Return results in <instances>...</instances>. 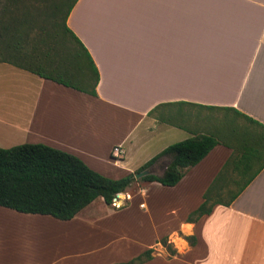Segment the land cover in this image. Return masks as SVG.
<instances>
[{
    "label": "crops",
    "instance_id": "0c3cea01",
    "mask_svg": "<svg viewBox=\"0 0 264 264\" xmlns=\"http://www.w3.org/2000/svg\"><path fill=\"white\" fill-rule=\"evenodd\" d=\"M66 26L96 96L0 62V148L42 144L116 180L171 144L217 145L173 187L136 181L120 209L97 198L61 221L0 207L48 226L38 243L0 226V264H117L152 248L143 264H264V0H77Z\"/></svg>",
    "mask_w": 264,
    "mask_h": 264
},
{
    "label": "trees",
    "instance_id": "16d2710c",
    "mask_svg": "<svg viewBox=\"0 0 264 264\" xmlns=\"http://www.w3.org/2000/svg\"><path fill=\"white\" fill-rule=\"evenodd\" d=\"M31 2L50 5L55 16L63 14L60 29L59 26L54 25L52 29L55 32L50 41H48L49 37L45 36L41 37L40 42L51 43L54 55H60L65 64L53 69L59 74L58 77H54L40 70L15 65L5 59H0V62L9 63L41 78L81 92L91 85L92 89L86 93L96 96L97 71L83 46L66 26V19L77 0H0V55L2 53L11 56L20 55L21 45L28 39L31 28ZM65 38L68 40L70 38L89 61L90 73L82 66L80 53L74 47L75 55L72 60L69 50L60 54L59 49L61 44L62 47L64 46ZM75 63L80 71L74 70ZM66 78H76L85 84V88L77 86ZM216 145L217 141L208 136H196L171 144L135 172L137 174L147 170L158 159L166 157L168 163L162 176L149 174L139 180L135 179V174L116 180L109 179L91 170L79 158L42 144L0 148V207L19 213L47 215L57 220L68 221L97 198H102L105 204L110 205L118 194L125 193L136 181L157 182L166 187L175 186L185 172L198 164ZM210 210L211 207L205 201L188 217V221L194 222ZM184 239L190 245L195 244L194 237H184ZM159 243L169 255L175 254L167 238H163ZM153 252V248L148 249L128 262L117 264H143L151 260Z\"/></svg>",
    "mask_w": 264,
    "mask_h": 264
},
{
    "label": "rangeland",
    "instance_id": "374dc122",
    "mask_svg": "<svg viewBox=\"0 0 264 264\" xmlns=\"http://www.w3.org/2000/svg\"><path fill=\"white\" fill-rule=\"evenodd\" d=\"M30 20H31V28L28 32V39H26L20 49V55L19 56H11V55H6L5 53H2L0 55V59H5L15 65L24 67L26 69H31V70H40L44 74L52 75L54 77H58V72L54 71L53 69L55 67H61V65H64L65 62L63 58H60V55H54L53 49L51 48V43L50 44H42L40 42L41 37H49L48 41H50L51 36H53L54 32L52 27L54 25L59 26V29L61 27L62 21H63V14H59L57 16L53 15L52 13V7L45 6L39 3H30ZM59 32H61L59 30ZM63 35L61 34L60 37ZM65 37V36H64ZM70 40V41H69ZM65 38V43L64 46L62 47V44L60 46L59 52L60 54L65 51L69 50V53L71 54V60L73 56L75 55L74 49L80 53V62L82 66L87 70L89 73L91 72V67L86 59V57L82 54V52L79 50L78 46L69 38ZM74 47V49H73ZM75 65V69L77 71H80L78 66ZM63 67V66H62ZM82 71V70H81ZM64 77V76H63ZM65 78V77H64ZM68 80H72L77 86L81 88H85V84L83 82H80L76 80V78H66ZM89 84H92L89 82ZM140 182V181H138ZM138 189V187L133 184L125 193H122L121 195L124 194H131L135 192ZM41 224L40 222H29V221H24V220H18L14 219L10 215H3L0 216V226L2 228L4 227H14L19 233L16 235L23 237V242L28 243V241H32L33 243H38L37 241H43L44 238L42 235H40L42 232L47 229L46 224L42 225H37ZM34 225H37V227H34ZM4 226V227H3ZM41 226V227H39ZM50 228H52L49 225ZM40 231H42L40 233ZM19 234V235H18ZM41 236V237H40ZM22 244V243H20ZM166 250V249H165ZM166 253L167 250H166Z\"/></svg>",
    "mask_w": 264,
    "mask_h": 264
},
{
    "label": "built area",
    "instance_id": "2783aa9c",
    "mask_svg": "<svg viewBox=\"0 0 264 264\" xmlns=\"http://www.w3.org/2000/svg\"><path fill=\"white\" fill-rule=\"evenodd\" d=\"M111 155L116 158L120 159L123 156V150L119 146H115L112 148ZM121 194H118L111 202L110 206L114 209H120L124 206L123 203L119 201Z\"/></svg>",
    "mask_w": 264,
    "mask_h": 264
},
{
    "label": "water",
    "instance_id": "95a60500",
    "mask_svg": "<svg viewBox=\"0 0 264 264\" xmlns=\"http://www.w3.org/2000/svg\"><path fill=\"white\" fill-rule=\"evenodd\" d=\"M149 174H152V170L150 168H148L147 170H144L140 173L135 174V179L139 180L140 178H142L146 175H149Z\"/></svg>",
    "mask_w": 264,
    "mask_h": 264
}]
</instances>
